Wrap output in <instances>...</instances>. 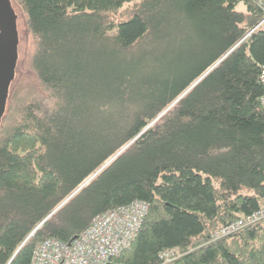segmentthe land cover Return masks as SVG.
<instances>
[{
    "label": "trees",
    "instance_id": "obj_1",
    "mask_svg": "<svg viewBox=\"0 0 264 264\" xmlns=\"http://www.w3.org/2000/svg\"><path fill=\"white\" fill-rule=\"evenodd\" d=\"M12 1L35 81L0 123V264L134 202L109 264H264V218L217 237L264 208V0Z\"/></svg>",
    "mask_w": 264,
    "mask_h": 264
},
{
    "label": "built area",
    "instance_id": "obj_2",
    "mask_svg": "<svg viewBox=\"0 0 264 264\" xmlns=\"http://www.w3.org/2000/svg\"><path fill=\"white\" fill-rule=\"evenodd\" d=\"M263 24L264 18L257 27ZM259 80L264 89V65ZM260 103L264 108V93ZM147 210L145 203L134 202L126 207L107 211L94 218L90 226L71 243H61L54 239L40 243L33 253L31 264H109L112 258L119 256L130 246ZM261 218H264V208L245 221L223 228L217 237L233 233ZM171 255L169 253L165 258L170 260Z\"/></svg>",
    "mask_w": 264,
    "mask_h": 264
},
{
    "label": "water",
    "instance_id": "obj_3",
    "mask_svg": "<svg viewBox=\"0 0 264 264\" xmlns=\"http://www.w3.org/2000/svg\"><path fill=\"white\" fill-rule=\"evenodd\" d=\"M16 15L9 0H0V123L5 113L8 90L14 79L18 34Z\"/></svg>",
    "mask_w": 264,
    "mask_h": 264
},
{
    "label": "rangeland",
    "instance_id": "obj_4",
    "mask_svg": "<svg viewBox=\"0 0 264 264\" xmlns=\"http://www.w3.org/2000/svg\"><path fill=\"white\" fill-rule=\"evenodd\" d=\"M10 5L17 17V32H18V58L15 69L14 79L10 85L8 98L14 91L19 90L35 81L33 73L30 71L27 63L28 54L31 52L32 41L29 37L26 26L25 17L20 7L12 0Z\"/></svg>",
    "mask_w": 264,
    "mask_h": 264
},
{
    "label": "flooded vegetation",
    "instance_id": "obj_5",
    "mask_svg": "<svg viewBox=\"0 0 264 264\" xmlns=\"http://www.w3.org/2000/svg\"><path fill=\"white\" fill-rule=\"evenodd\" d=\"M15 14V13H14ZM16 29H17V18H16ZM17 34H18V32H17ZM18 43H19V40H18ZM17 53H18V47H17ZM17 58H18V56H17ZM16 65H17V62H16ZM15 69H16V66H15ZM12 83V82H11ZM11 85V84H10ZM9 88H10V86H9ZM8 93H9V90H8ZM7 99H8V97H7ZM7 103V102H6Z\"/></svg>",
    "mask_w": 264,
    "mask_h": 264
}]
</instances>
